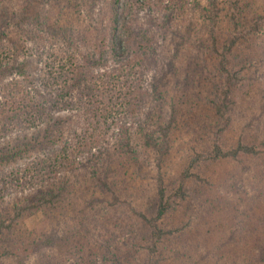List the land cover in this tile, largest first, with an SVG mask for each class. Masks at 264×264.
<instances>
[{"label": "trees", "instance_id": "obj_1", "mask_svg": "<svg viewBox=\"0 0 264 264\" xmlns=\"http://www.w3.org/2000/svg\"><path fill=\"white\" fill-rule=\"evenodd\" d=\"M21 1L18 11L10 6L11 3L0 0V41H3L0 45V59L3 47L4 51H11L12 47L16 50L20 48V56L12 58L9 63L2 64L0 61V97L3 98L0 99V166L12 165L11 170L0 177V256L3 259L15 256L27 258L32 251V244L43 240L51 248L73 250V256L67 257L62 264H73V261L74 264H133L122 256V248L114 246L124 236L114 234L112 228L118 227L120 223L115 215H110L111 209L126 206L134 220L147 231V236L133 237L132 240H127L126 245L134 248L141 245V249L147 253L145 264H161L163 259L158 255L160 245L165 243L167 235L173 236L178 231V228L168 230L161 221L187 200L191 181L210 182V177L200 174V165L264 153V148L257 144L244 142L243 136H239L232 146L221 143L223 133L231 127V112L235 104L234 88L243 80L241 74L247 69L246 66L258 58V52L249 53L252 56L240 55L238 62L233 63L240 67L235 69L229 65V56L241 41H252L250 35L262 30V22L255 17L248 20L250 24L247 27L243 26L246 20L242 21V17H238L235 11L241 9L245 0H231L224 8L219 7L218 1L210 0L209 6L203 8V15L209 20L205 30L211 38L207 45L209 54L216 59L214 71L219 74V81L207 78L210 81L207 84L202 77L201 81L204 80V88L208 93L202 99L207 101L214 115L224 120L215 131H203L202 126L193 127L192 122L184 121L182 125L178 123V105L175 102L169 106L168 113L166 108L161 107V101L165 99L163 94L166 93L167 96L169 93V89L162 85L161 78L149 84L152 92L148 93L143 88L142 80L138 78L140 76L132 77L133 73L124 71V68H115L105 72L103 76L90 66V62L76 58L70 50L76 44L75 36L80 40L81 35L87 37L89 29L91 34L96 28L92 23L82 22L80 11L74 10L71 13L72 17L79 19L77 29L75 23L62 17L60 7H56L55 20L52 21L51 18L47 20L48 25L28 32L31 24L34 26V23H40L38 16L33 19L26 17L29 6L35 2L52 0ZM94 2L97 0H93ZM109 2V26L112 27L113 35L111 51L120 60H127L132 51L130 43L118 32L120 27L127 29L125 23L120 24L117 12L119 0ZM175 2L174 7L184 9V0ZM224 10L229 15L230 35L228 41L219 42L215 30L219 14ZM12 28L16 30L18 37L10 44L8 38ZM136 28H133L132 33ZM126 32L129 33V30ZM136 33L140 34L141 28L138 27ZM19 40H29L38 47L29 50L38 52L39 64L42 63L44 70L42 76H35L31 64L38 54L29 51L22 42L18 47ZM44 44L49 51L44 48ZM91 53L93 58H97L95 50ZM169 58V62L173 63L172 58ZM196 65L194 58L186 64L188 76L190 73L194 76L199 73ZM139 73L142 70L138 69L136 74ZM174 73H178V70ZM11 75L13 77L9 80L7 77ZM32 75L33 80L38 81H31ZM14 76L23 77L24 80L15 79ZM179 80L183 89L193 87V81ZM198 94L201 95L202 91ZM137 131L145 139L144 142L141 141L143 154L137 150L135 143L138 141ZM203 132H213L214 139L210 146L198 150L195 143L204 138L200 135ZM183 142L190 145L185 151L188 163L177 169L176 175L172 177V189H168L166 162L171 159L170 156L175 157L184 152L180 147ZM174 145L178 147L175 153L172 151ZM32 152L38 153L32 162L35 165L21 167L22 160ZM152 152L156 154L155 164L151 160ZM126 159L132 162L127 163ZM90 161L96 164L93 169H90ZM100 166H105V176L97 179L96 185L106 189L110 202L107 198H96L93 202L90 200V176L96 177L101 172ZM143 176L154 182H146L141 186ZM83 187L87 188V196L83 195L81 200H84V205L77 210L74 204L78 199L73 194L69 197V190H81ZM133 190L153 192V203L147 209L149 214L134 207L130 200H123L132 198ZM257 192L264 213V191L259 189ZM67 199L68 202H65ZM95 201L99 204L93 207ZM73 207L76 213L74 224L67 226L71 221L67 210ZM98 210L100 212H96ZM37 212H43L48 219L53 220L51 223L45 221L44 226L39 229L28 230L23 219ZM261 221L264 229V218ZM57 223H62L63 226L56 227ZM49 224L50 229L47 230ZM101 229L106 232L102 233ZM241 231L248 234L249 229ZM258 232L262 235L264 231ZM258 241L253 244L254 248L244 238L232 244L226 241L220 245L219 259L231 247L233 264H264V246ZM197 247L199 249L200 245ZM181 256H188L189 260L194 253H184ZM206 257L199 255L194 262H204ZM223 261L222 259L221 262Z\"/></svg>", "mask_w": 264, "mask_h": 264}, {"label": "rangeland", "instance_id": "obj_2", "mask_svg": "<svg viewBox=\"0 0 264 264\" xmlns=\"http://www.w3.org/2000/svg\"><path fill=\"white\" fill-rule=\"evenodd\" d=\"M4 1L11 3L10 6L17 8L16 10L18 11L22 4L21 0ZM175 1L137 0L136 2V0H119L117 12L121 19L120 24L125 23L127 29L120 27L118 32L130 43L129 47L130 51H132L129 54L130 58L127 60H120L111 51L113 35L111 34L112 27L109 26L111 15L109 0H97L94 3L93 0H52L45 3H32L29 6L28 13H26V17L33 19L38 16L40 23L35 24L33 22L34 26L31 24L28 32H34L37 28L40 29L45 24L48 25L49 22L47 23V20L51 18L52 21L55 20L57 18V14H55L56 7H60L62 17L69 19V22L75 23L76 27L79 19L72 17L71 13L74 10L80 11L82 22L85 24L92 23L96 28L93 32L91 31V34L89 29V35L87 37L81 35L80 40L75 36L74 41H76V44L71 46L70 50L76 58L90 62V66L94 67L93 69H97L98 74L103 76L105 72H110L115 68H124V71L133 73L132 77L140 76L138 78L142 80L143 88L148 93L152 92L149 84L161 78L162 85L169 89L167 96L166 93L163 94L166 100L163 99L161 101L163 104H160L163 109L166 108L167 113L171 103L175 102L178 105L177 118L179 124L182 125L184 121H187L188 123L192 122L193 124L191 125L193 127L198 126L196 128H200L202 126L203 131H208V129L215 131L224 120L214 115L207 101L202 99H205L202 96L208 95L204 88V80L207 84L211 80L219 81V74L217 75L214 71L216 59L209 54L210 49L207 45V42L211 41L208 32L205 30V28H208L206 25L209 20L203 15V8L209 6L210 0H184V9L174 7V4L177 3ZM216 1L219 2L220 8H224L231 0ZM107 2L109 3L107 4ZM235 12L238 17H242V21L246 20V24H243L246 27L250 24L248 20L258 17L259 21L262 22V30L255 35H250L252 41H241L239 47L235 48L229 56V65H232L230 67L235 69L240 67V65L234 66L233 64L238 62L240 55L248 54L252 56L249 53L258 52V58L252 63L246 64L247 69L241 74L243 80L238 82L234 88L233 99L235 104L231 112V127L223 133L221 143L232 146L236 144L239 136H243L244 142L248 144L255 143L260 148H264V0H245L241 5V9ZM229 25V15L227 10H224L219 14L218 26H216L215 30V36L219 42L228 41L230 35ZM135 27H137L136 31L132 33ZM138 27L141 28L140 34L136 33ZM127 30H129V33L126 32ZM10 32L8 42L11 44L18 36L13 28ZM21 42L26 45L28 50L38 48L29 40L26 42L19 40L18 47L21 46ZM1 43L3 41H0V45ZM133 43L135 44L133 45ZM95 45H98V47H95ZM3 49L4 47L1 49L2 59H0L2 64L9 63L12 58L20 56V48L16 50L12 47L11 51H4ZM39 49L42 50L43 48ZM45 49L49 51L47 47ZM32 50L29 51L33 52ZM93 50H95L97 58L92 57L91 52ZM33 53L35 55L38 54L35 50ZM169 57L172 58L173 63L169 62ZM191 58H194V61L197 62L196 66L199 73L195 76L193 73L188 76L186 64L191 61ZM39 60L38 54L31 63L32 68L35 70V76H42L44 73L41 66L42 63L39 64ZM193 66H195L194 63ZM138 69L142 70V73L136 74ZM175 70H178V73H174ZM12 77L13 75L7 78L10 80ZM202 77H204L203 81H201ZM14 78L24 80L23 77L14 76ZM33 78L32 75L31 81H38L33 80ZM179 79H183L181 81L186 79H188V82L193 81V87L183 89ZM198 82H202V84ZM199 91H202L201 95L198 94ZM0 99L2 100L3 98L0 97ZM193 121H197V123ZM134 127L137 128V125ZM187 128H185V131ZM203 133L200 135L204 138L195 143L198 150H202L204 146H210L214 139L213 132L210 134ZM137 135L136 140L139 142L135 141V143L137 150L141 151L143 150L141 141L144 142L145 139L140 131H137ZM180 142L182 141L180 140ZM180 145L184 152L176 154L175 157L170 156L169 158L171 159L166 162L167 174L165 177L169 185H167L168 189H172L171 186L174 179L172 177L176 175L177 169L181 165L188 163L185 151L188 150L187 148L190 145L184 144V142ZM177 148L175 145L172 147L173 153H175L174 151ZM140 153L143 154V151ZM36 155H38L37 152L27 154L26 158L22 160L21 167L34 166L35 163L32 162L36 159ZM182 155L184 157H181ZM155 158L156 154L152 152L151 160L154 164L156 162ZM126 162L131 163L132 161L126 159ZM94 165L96 164L90 161V169H93ZM0 167V177H2L3 173L11 170L12 165L5 164ZM102 167L100 166L99 170L101 172L96 177L90 176V200L92 202L96 198L102 200L107 198L106 200L110 202L106 189L96 185L97 179H103L105 176L103 173L105 166L104 168ZM32 172L33 170L30 173ZM199 172L203 177H210V182L191 181L187 200L181 206H178L176 211H170L161 221V224L167 227L168 230L178 228V231H175L173 236L167 235L165 243L160 245L158 255L163 259L161 264H233L230 257V254L233 253L231 247H228L224 251L223 258L219 259L221 255L219 249L224 242L228 241L232 244L244 238L251 245L256 244L257 240H259L258 242H261L262 246H264V232L262 235L258 232L260 230L264 231L261 221L264 218V213L261 210L262 201L258 199L257 192L259 189L264 191V153L259 156L243 155L238 160H219L210 164L202 163L199 167ZM72 175L73 172H71L70 176ZM112 180L110 179V181ZM146 182L153 183L154 181L143 176L141 186H144ZM84 187L81 190L78 188L69 190V197L73 194L78 199L74 204L77 210L84 205V200H81L83 195L87 196V188L84 189ZM148 190H133L132 198L123 200L128 202L130 200L134 207L143 209L149 214L150 211L148 212L147 209L153 203V192ZM65 202H68V199ZM98 204L99 202L95 201L93 207ZM67 211L71 221L66 225L71 226L74 224L76 213L74 207ZM110 215H115V218L120 223L118 227L112 228L114 234L124 236L121 241H116L114 246L122 248V256L128 258L131 263L145 264L147 253L141 249L142 246L136 245L134 248L129 247L126 243L127 240L130 241L133 237L142 238V235L147 236L146 229L134 220L130 210L127 211L126 206L111 209ZM46 218L43 212H37L27 215L23 219V223L28 230L39 229L44 226L45 221L51 223L53 220ZM55 226L62 227L63 224L57 223ZM247 228L249 229L248 234L241 231ZM49 229L50 224L47 227V230ZM101 230L102 233L106 232L105 229ZM46 243L42 240L37 244H32V251L27 258L15 256L3 259L0 256V264H62L68 259L67 257L73 256V250L51 248ZM196 245H200V248L198 249ZM1 253L2 247H0V255H2ZM184 253H194V256L193 258L191 256L192 259L188 260V256H181ZM199 255L207 256L204 262H194ZM222 259L224 260L223 262H221ZM72 263L74 264V261Z\"/></svg>", "mask_w": 264, "mask_h": 264}]
</instances>
